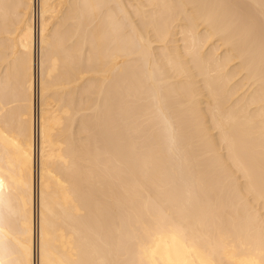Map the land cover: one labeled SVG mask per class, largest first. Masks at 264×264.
Masks as SVG:
<instances>
[{
	"label": "bare ground",
	"instance_id": "6f19581e",
	"mask_svg": "<svg viewBox=\"0 0 264 264\" xmlns=\"http://www.w3.org/2000/svg\"><path fill=\"white\" fill-rule=\"evenodd\" d=\"M0 264H264V0H0Z\"/></svg>",
	"mask_w": 264,
	"mask_h": 264
}]
</instances>
